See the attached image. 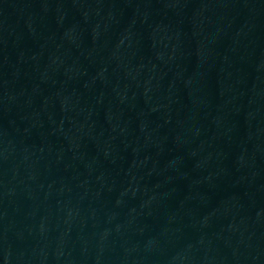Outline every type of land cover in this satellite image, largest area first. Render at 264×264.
Listing matches in <instances>:
<instances>
[{"label": "water", "instance_id": "water-1", "mask_svg": "<svg viewBox=\"0 0 264 264\" xmlns=\"http://www.w3.org/2000/svg\"><path fill=\"white\" fill-rule=\"evenodd\" d=\"M0 264H264V0H0Z\"/></svg>", "mask_w": 264, "mask_h": 264}]
</instances>
